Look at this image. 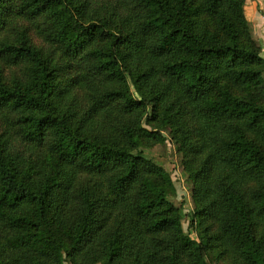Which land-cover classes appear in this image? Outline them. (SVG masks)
<instances>
[{
  "label": "trees",
  "instance_id": "obj_1",
  "mask_svg": "<svg viewBox=\"0 0 264 264\" xmlns=\"http://www.w3.org/2000/svg\"><path fill=\"white\" fill-rule=\"evenodd\" d=\"M245 2L0 0V264H264ZM164 129L197 239L141 149Z\"/></svg>",
  "mask_w": 264,
  "mask_h": 264
},
{
  "label": "rangeland",
  "instance_id": "obj_2",
  "mask_svg": "<svg viewBox=\"0 0 264 264\" xmlns=\"http://www.w3.org/2000/svg\"><path fill=\"white\" fill-rule=\"evenodd\" d=\"M244 14L249 23L251 38L261 50V56H264V0H246ZM162 134L165 138L162 143L156 144L151 148L141 149L150 160L162 167L170 175L174 190L170 200L176 207H180L185 214L181 221L183 230L194 239H197L196 232L189 227L190 219L187 213L192 212L194 204L191 197L192 185L184 169L183 156L178 151L177 145L172 142L169 130L164 129ZM211 264L226 263L214 260Z\"/></svg>",
  "mask_w": 264,
  "mask_h": 264
}]
</instances>
